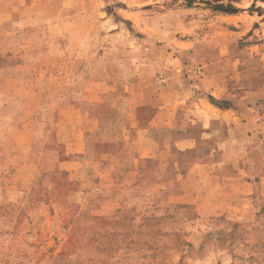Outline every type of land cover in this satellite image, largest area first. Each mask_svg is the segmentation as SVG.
<instances>
[{
	"label": "rangeland",
	"instance_id": "obj_1",
	"mask_svg": "<svg viewBox=\"0 0 264 264\" xmlns=\"http://www.w3.org/2000/svg\"><path fill=\"white\" fill-rule=\"evenodd\" d=\"M188 2L0 0V264H264V0ZM167 82L251 122L209 212L152 188L153 161L122 197L62 143L74 110L122 124Z\"/></svg>",
	"mask_w": 264,
	"mask_h": 264
},
{
	"label": "crops",
	"instance_id": "obj_2",
	"mask_svg": "<svg viewBox=\"0 0 264 264\" xmlns=\"http://www.w3.org/2000/svg\"><path fill=\"white\" fill-rule=\"evenodd\" d=\"M158 89L160 93H152L150 98L147 94L148 99L141 93L140 99L145 101L137 108L121 110L122 124L113 121L104 128L91 114L92 109L78 115L74 110L77 121L74 119L73 129L60 130L66 154H71L72 160H92L88 164H94V172L108 178L110 187L121 181L122 197L139 188L144 177L142 164L153 161L152 188L168 193L172 203L199 213L209 212L215 203L208 202V198L233 179L222 174L226 160H254L251 149L243 152L240 148L241 142L253 140L248 133L242 137L240 128L241 124L250 127L251 122L241 121L235 109L194 98L187 85L180 89L167 82L159 84ZM12 90L15 92V87ZM181 90L183 96L179 95ZM208 90L216 100L223 101V95L217 93L219 85L209 84ZM134 94L140 95L132 92L130 96ZM12 95L6 94L10 98ZM234 144L235 149H228ZM62 164L68 165L66 161ZM73 165L71 169L76 172L83 167L79 162Z\"/></svg>",
	"mask_w": 264,
	"mask_h": 264
},
{
	"label": "trees",
	"instance_id": "obj_3",
	"mask_svg": "<svg viewBox=\"0 0 264 264\" xmlns=\"http://www.w3.org/2000/svg\"><path fill=\"white\" fill-rule=\"evenodd\" d=\"M235 1L238 0H189V4L200 3L211 7L215 12L223 14L234 15L238 14L240 10L234 6Z\"/></svg>",
	"mask_w": 264,
	"mask_h": 264
}]
</instances>
